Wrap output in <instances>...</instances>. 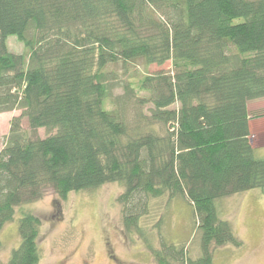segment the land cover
Segmentation results:
<instances>
[{
  "label": "trees",
  "instance_id": "obj_1",
  "mask_svg": "<svg viewBox=\"0 0 264 264\" xmlns=\"http://www.w3.org/2000/svg\"><path fill=\"white\" fill-rule=\"evenodd\" d=\"M10 36L29 54L11 52ZM138 59L172 70L122 84L108 108L109 66ZM262 98L264 0H0V113L22 111L0 151V231L21 208L8 264L40 260L42 221L25 206L107 183L123 187L127 234H143L153 199L187 201L201 255L164 240L152 252L213 264V248L239 244L220 201L264 195L250 127Z\"/></svg>",
  "mask_w": 264,
  "mask_h": 264
},
{
  "label": "rangeland",
  "instance_id": "obj_2",
  "mask_svg": "<svg viewBox=\"0 0 264 264\" xmlns=\"http://www.w3.org/2000/svg\"><path fill=\"white\" fill-rule=\"evenodd\" d=\"M8 48L16 54L28 55V49L16 36L7 40ZM117 77L115 89L107 107L122 94V84H137L147 75L159 71H171V62L164 65L146 64L138 59L114 64L108 68ZM146 109V108H145ZM250 111L259 114L254 121L255 144L263 143L264 98L250 104ZM21 110L0 113V151L4 148L14 117ZM133 113V112H131ZM22 127L29 131L25 118ZM162 131V128H161ZM47 132L38 130L44 137ZM262 146V145H261ZM264 158V145L256 149ZM123 187L119 183H107L95 190L71 192L65 199L52 189L25 209L37 215L41 221L39 236L40 260L38 264H158L152 248H159L161 240L185 245L192 257H199L200 236L196 231L193 212L187 201L170 200L166 194L151 201V210L141 219L143 234H127L123 224L122 205L118 201ZM220 217L227 220L239 238V244H226L213 248V264H264V195L251 190L222 199ZM16 209L14 219L0 231V264H8L11 253L20 242Z\"/></svg>",
  "mask_w": 264,
  "mask_h": 264
},
{
  "label": "crops",
  "instance_id": "obj_3",
  "mask_svg": "<svg viewBox=\"0 0 264 264\" xmlns=\"http://www.w3.org/2000/svg\"><path fill=\"white\" fill-rule=\"evenodd\" d=\"M254 121H259V118H254V119L251 120L250 127H251L252 136L256 135V130H255L256 127H254L255 123H253ZM252 136H251V142H252L254 148L257 149V148L262 147L264 145V142L261 143L262 146L260 144H255L254 142L256 141L255 140L256 138L252 137ZM259 141H264V136H263V138L259 139Z\"/></svg>",
  "mask_w": 264,
  "mask_h": 264
}]
</instances>
